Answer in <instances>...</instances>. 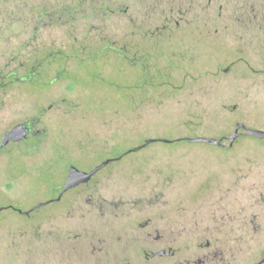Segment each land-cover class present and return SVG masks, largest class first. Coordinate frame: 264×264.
I'll list each match as a JSON object with an SVG mask.
<instances>
[{"label":"rangeland","instance_id":"1","mask_svg":"<svg viewBox=\"0 0 264 264\" xmlns=\"http://www.w3.org/2000/svg\"><path fill=\"white\" fill-rule=\"evenodd\" d=\"M181 1L175 0L171 11L168 0H0V70L10 60L16 66L34 55L41 41L75 52L64 75L54 72L52 89L38 93L35 89L48 82L36 78L34 88L15 83L0 90V131L38 114L41 104L57 105L40 124L49 129L47 139L37 137L0 155V205L11 202L18 209L2 211L0 228L22 229L28 237L12 252L0 241V264H89L84 243L56 248L46 237L36 240L37 224L43 223V236L51 237L49 222L76 192L55 200L71 164L90 169L148 138L172 142L157 140L112 160L98 171L101 192L115 197L118 188L151 196L133 213L164 217L161 224L181 220L192 234L203 230L223 247L220 264H254L264 256V138L242 134L230 148L173 141L225 137L228 145L237 123L264 130V79L243 62L228 71L235 55L222 34L208 39L204 29L169 25L175 40H164L170 31L164 24L172 21L167 16L180 19ZM135 21L138 37L148 40L141 41L139 53L128 51L131 62L115 53L114 44L104 43L102 52L73 49L100 31L130 43ZM262 50L253 46L243 56L261 68ZM65 54L60 53V67ZM240 68L245 69L241 78ZM121 208L107 213L130 211ZM58 220L65 227L68 217Z\"/></svg>","mask_w":264,"mask_h":264},{"label":"flooded vegetation","instance_id":"2","mask_svg":"<svg viewBox=\"0 0 264 264\" xmlns=\"http://www.w3.org/2000/svg\"><path fill=\"white\" fill-rule=\"evenodd\" d=\"M174 1L168 0L171 11L175 10ZM122 10L126 12L127 8H122ZM111 11L116 12L118 9H112ZM179 13L180 19H175V22L170 15L169 17L167 16L172 21H167L164 24V28L170 30L164 40L169 42L175 40L171 38L174 33L171 31L173 27L170 26L173 25L180 27L181 30L191 28L195 30L204 29L206 31L205 38L208 39L219 38L222 34L224 37L227 36L232 42L233 54L235 55V58L229 62L228 71L243 62L244 67H248L253 73L260 74L264 79V66L258 68L250 58L243 56L247 53L249 54L248 51L253 46L260 48V50L263 49L264 56V0H182ZM173 22L176 24H173ZM220 28L222 33L219 31ZM139 30V22L135 21L133 23V37L130 43H124L121 39H110L100 31L95 37H87L76 48L74 45L73 49H83L84 52H87L99 48V52H102L104 43L114 44L117 46V50L114 52L118 55H123L127 61L131 62L134 57H132V53L128 54V51L139 53L141 41L148 40L138 37ZM186 33L183 32V37L181 38L183 39V43L187 37ZM37 35L38 32L35 34L36 39L38 38ZM36 46L34 55L27 57L16 66H12V60H10L4 69L0 70V90L8 89L15 83H28L32 85L34 79L41 78L47 80L48 85L44 89L35 90L38 93L48 91L56 83V77H53L54 72H56V76H60L64 75L65 69H70L69 62L75 52H64V49H60L56 45L47 47L44 46L42 41ZM62 52L66 53V58H62L64 63L60 67L59 56ZM99 52L97 51L96 53ZM263 61L264 57L262 58ZM244 71L245 69L242 70L241 68L238 71L240 78ZM32 88H34L33 85ZM2 105L0 102V107ZM56 106L55 101L44 105L41 104V107L37 109L38 114L18 121L0 131V155L10 154L13 146L36 139L37 137L41 141L47 139L50 136L49 129L47 127H40V124L45 121L43 117H46L48 112L53 111ZM20 124L25 126L26 136L18 140L11 139L7 144L2 145L5 134ZM241 131L244 130L242 129ZM224 140L225 138L223 139V143ZM121 157L122 155L114 157L113 160L120 159ZM69 167L66 175H64L63 182L59 185L58 196L55 200H61L72 189H76V192L68 198L65 211H57L56 219L49 222L50 228L47 227L48 231L51 232V237L43 236L44 224L40 223L37 224L39 229L33 237L36 240L42 241L46 237L45 242L54 244L56 248H59L66 242L77 245L84 243L89 254V264L221 263L219 253H223V247H220L217 239H210L207 237L208 235H203V230L192 234L191 231L188 233L185 226L186 223H183L181 220L167 219L163 220L165 221L164 224H161L159 222L164 217L151 215L140 218L137 214L133 213V211L138 210V205L141 202H151V196L145 198L133 192L130 193L128 189L117 188V195H114L115 197H107L103 191L101 192L102 183L98 180V172L88 182L65 189ZM93 168L80 169L90 171ZM8 186L10 189L11 184ZM113 206L117 210H122L121 206H130V211L124 214L107 213L111 211ZM5 209L18 210L11 202L0 205V220L1 213ZM97 209L102 210L103 213L91 214L92 211ZM19 211L24 215H29L31 210H27L28 212ZM64 212L67 213L64 214ZM63 215L68 217L65 227L58 220V217H63ZM27 238V234L22 229L16 231L0 228V241L5 243L4 247L8 248L7 252L14 251L13 247L20 239H24L23 242H25ZM263 258L264 256L257 262Z\"/></svg>","mask_w":264,"mask_h":264},{"label":"water","instance_id":"3","mask_svg":"<svg viewBox=\"0 0 264 264\" xmlns=\"http://www.w3.org/2000/svg\"><path fill=\"white\" fill-rule=\"evenodd\" d=\"M242 129L244 131H241ZM242 134L253 135V136L260 137V138H264V130L248 127L243 123H237L233 132L230 133V135L227 137L229 140L228 145H225L223 143V137L213 138V137H206V136H196V137H187L186 139L190 142H195V143L207 142V143H213L216 145H224L230 148L235 144L238 137ZM25 136H26L25 126L23 124L17 125L11 131L5 134L3 141H2V145L7 144L11 139L18 140V139L24 138ZM157 140H162L164 142L172 141L168 138H161V139L148 138L142 144L137 145L136 147L130 149V151L141 149L144 146H147L148 144L155 142ZM113 159L114 158L105 159L100 164L96 165L93 169H91L90 171L82 170L75 164L70 165L68 180L65 183V189L75 187L78 184L83 183V182H88L96 172H98L101 168L107 166ZM256 264H264V258L260 260L259 262H257Z\"/></svg>","mask_w":264,"mask_h":264},{"label":"trees","instance_id":"4","mask_svg":"<svg viewBox=\"0 0 264 264\" xmlns=\"http://www.w3.org/2000/svg\"><path fill=\"white\" fill-rule=\"evenodd\" d=\"M224 138H225V137H223V139H224ZM183 139H186V138L174 139L173 141H179V140H183ZM227 139H228V138H227ZM171 142H172V141H171ZM128 152H131L130 149H126V150H124V152H122L121 155L123 156V155L127 154Z\"/></svg>","mask_w":264,"mask_h":264}]
</instances>
